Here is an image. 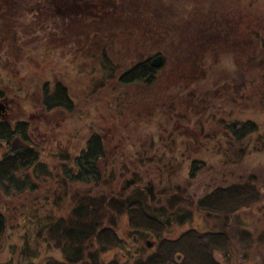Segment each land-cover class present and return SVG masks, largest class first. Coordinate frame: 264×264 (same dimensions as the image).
I'll return each mask as SVG.
<instances>
[{"label":"trees","instance_id":"1","mask_svg":"<svg viewBox=\"0 0 264 264\" xmlns=\"http://www.w3.org/2000/svg\"><path fill=\"white\" fill-rule=\"evenodd\" d=\"M171 1L167 8L164 1L159 0H40V3L51 5L52 10L45 12V17L48 18L46 22L37 24L42 28L39 32H36L34 23L32 28L24 29L28 19L21 27H13V22L11 24L5 20L0 22V41L3 43L0 49V83L4 80L5 71L11 69L4 70L6 63L3 64V52L8 49V53L13 56L15 39L21 42L20 38L33 32L34 37L51 36L55 42L47 45V52H54L53 48H58L55 52L63 54L83 44V40L85 42L90 39L91 43L94 41V45H97L99 53L93 54L91 50L92 54L88 55L91 57H87L90 61L84 58L83 65L92 74L95 69L106 72L103 77L105 81L101 85L97 84V87H90V90L97 93L100 88L117 94L115 90L119 84L122 87L119 90L123 94H117V99L111 106L114 117H117L129 106L121 104L125 91L135 88L136 92H127L128 97L134 96L138 101L142 98L145 110L150 109L149 114L154 116L145 118L150 122L141 127L139 134L135 133L136 137L143 134L146 138L138 143L132 162H126L130 168L124 169L125 174L119 172L117 176L121 177L122 174L125 178L127 175L126 183L135 185L128 195L125 194L124 186L116 193L107 195L108 197L105 189L98 194L92 193V189L99 187L104 181L106 167L111 164L116 167L119 163L111 158L106 149L115 144L116 139L113 140L107 133L103 134L98 127L88 131L80 152L71 158V164H68V160L61 164L58 181L61 186L78 183L88 185L89 189L74 197L68 215H46L41 219L40 215L35 216L40 225L37 230L34 229L29 239H24L18 264H37L38 254L32 244L34 241L38 245L43 243L46 249L61 258L52 256L48 264H129L116 258L108 262L100 258L103 251L118 249L121 242H126L125 235L122 238L112 224L106 221V215L113 219L114 214H124L131 233L136 236L148 234L157 238L173 221L181 223L184 219L191 220L195 214L223 215L221 217L226 219L231 217L235 226V217L241 208H247L245 205L250 201L247 197L260 196L254 188V176H250V179L248 176L241 182L221 185L222 172H216L219 169L216 166L224 163L231 176L234 167L236 169L240 164L243 165L248 156L264 150V56L250 54L240 58L233 55L231 60L236 67L230 72L232 83H225L220 88L221 82H208L210 73L217 72L222 55L211 61L205 55L203 60V56L199 57L200 53L191 57L190 53L180 51L182 42L187 39L197 40L198 36L194 39L191 33L201 34L200 41L204 43L208 25L201 22L200 27H194L193 10L177 8V0ZM68 12L72 14L69 18L73 19L70 23L66 18ZM165 16L167 25L174 28L173 34L168 32L171 38L161 35L160 38L153 39L155 48L152 50L149 46V50L147 47H131L130 42L137 45L139 38H154L157 32L154 25ZM84 20L89 22L88 30L84 28V24L80 25ZM183 27L185 34L180 31ZM18 28L24 30V33H15L14 30L18 31ZM99 33L101 36H98ZM225 36L220 41H230ZM260 36L252 34L251 38L247 37L248 42L255 41L256 46L262 42L263 45L264 40ZM158 42L162 46L160 49ZM19 51L21 49L18 53ZM158 55L163 57V61L155 66L152 59ZM243 63L246 65L243 66ZM72 69L69 65L71 73ZM191 75L195 76L193 81ZM112 76L113 79L110 80ZM69 86L61 80H56L50 87L47 81L42 83L41 97L35 104L43 112L42 120L48 119V115H52L55 110L70 111L75 108ZM155 90L163 93L165 98H161ZM4 93L0 87V97ZM126 101L129 102L128 99ZM33 114L37 115L35 112ZM123 116H126V120L133 118L127 114ZM134 118L130 126L135 127L139 121L138 117ZM143 119L144 116L140 121ZM49 120L51 121V117ZM113 124L114 130L118 128L113 132L115 134L122 125L118 123V119ZM149 127L151 128L148 129ZM126 128L127 126H122L123 134L127 132ZM153 129L157 130L155 135ZM28 131L27 120H0V146L4 148L0 154L2 200L34 191L41 176L46 177L49 173L45 162L40 161L39 151ZM18 141L20 143L16 144ZM210 156L216 157V160H208ZM100 161L104 165L103 169L99 165ZM200 176L210 180L202 183L203 178ZM108 177L110 182L113 175L108 172L105 178ZM138 185L143 186L140 189ZM194 185L201 186L202 192L198 194L195 191L192 194L189 189ZM56 195L54 203L59 205L62 193ZM225 196H228L227 200L224 199ZM189 197L192 199H188ZM180 199L184 200L180 203ZM0 202L1 241L8 225L2 210L4 201ZM214 227L216 228L215 224L205 231L195 228L189 230L195 233L193 236L196 240H193L200 247L202 264H220L214 259L212 251L218 249L229 252L232 248L234 237L229 231L216 230ZM238 230L235 232L240 233ZM164 241L165 238H162L158 244L161 245ZM142 254L141 258H134V263L130 264H159L164 256L158 246L153 248L151 254Z\"/></svg>","mask_w":264,"mask_h":264},{"label":"rangeland","instance_id":"2","mask_svg":"<svg viewBox=\"0 0 264 264\" xmlns=\"http://www.w3.org/2000/svg\"><path fill=\"white\" fill-rule=\"evenodd\" d=\"M162 1H164L167 8V5L172 2L171 0ZM162 1L159 0V2ZM175 3L177 8L193 10L195 13L194 27H200L201 22L208 25L204 43L200 41L201 34L196 32L191 33L194 39L198 36L197 40L187 39V41L182 42L180 51H184L187 54L190 53L191 57H195L200 53L199 57L203 56V60L205 55L211 61L219 59L220 54L222 55V61L218 64L220 66L217 72L212 71L210 73L208 82H216L214 84L221 82L220 88L225 83H232L230 80L232 74L230 72L232 68L236 67L233 60H231L233 55L240 56V58L248 57L250 54L256 57L264 56V42L263 45L261 42L260 45L256 46L255 41L249 43L247 39V37L251 38L252 34H257L258 36L261 35L260 37L264 40V0H177ZM47 10H52V6L46 2L40 3V0H0V22L2 23L5 20V22H13V27H21L25 25V20L28 19V22H26L27 26L24 29L32 28L34 23L37 27H35L36 32H39L42 28L41 25L37 24L48 20L45 17ZM71 12L74 14L73 11ZM69 17H72V14L68 12V15H66L68 23L73 21ZM165 18L166 16L162 20H159L158 24L154 25V30L157 31L154 38H139L137 45L130 42L131 47L138 49L147 47L148 50L149 48L152 50L155 48L153 44L155 41L153 39L160 38L161 35L171 38V34L168 32L170 31L173 34L174 28L167 25ZM208 20H210V23H208ZM18 21L21 23L19 24ZM80 23V25L84 24V28L88 30L89 22H85L84 20V22ZM46 24L49 25V22ZM180 31L185 34V27L181 28ZM14 32L19 34L21 32L23 34L24 30L18 28V31L14 30ZM33 34L35 33H31L27 37L24 35L25 38H20L21 42L15 39V42H13V56L8 53V49L4 50L2 57L4 60L3 64L6 63L4 70L7 68L11 69L5 71L6 73L3 75L4 80H1L0 87L5 92L2 98H7L10 106L5 120L9 119L11 122L19 119L28 121V133L39 151L40 161L45 162V168L49 173L46 177L41 176L35 185L36 189L34 191H26L7 199L3 198L5 200L0 199L2 202L4 201L2 203V210L6 216L8 225L0 241V262L2 264H18L20 262L19 252L22 244H24V239H29L34 229L37 230L40 225L35 218L36 215H40L39 219L46 215L52 217L68 215L74 197L77 194L80 196L86 189H89L88 185L78 183H67L61 186L58 178H60L59 171L61 164L65 163V160H68V164H71V158L80 152V148L83 146L88 131L91 128L98 127L102 130L103 134L107 133L113 140L116 139L117 144L113 143L110 148L106 149L111 154V158L113 157L119 163L116 167L112 164L108 167L105 166L104 181L99 187L95 186V189H92V193L98 194L100 190L105 189L107 196L111 193H116L123 186L126 188L125 194L132 193L135 185L130 186V184L126 183L125 179H128V176L126 175L125 178L122 177V174L121 177L117 176L119 172L125 174L124 169L130 168L127 167V163L132 162L133 156H135L133 154L135 149L138 148L140 140L146 138L143 134L136 137L135 133L139 134L142 131L141 127L147 125L146 122H150L146 120L147 118L154 117L149 114L150 109L148 110L147 108L145 110L146 107L142 98H139L138 101L134 96H131L132 99L128 97L127 92L132 93L133 90L136 92L135 88L126 90L121 100L123 106L125 104L131 105L132 108L126 107L117 117H114L111 106L114 103L113 101L117 99L115 96L123 94L122 90H119L122 87L117 84V90H115L117 94L108 93L106 90L104 91L100 88L97 89V93H93L90 90V87H97V84L101 85L105 81L103 77L106 73L105 71L99 72L95 69L92 71V74L90 70L86 71L83 65L84 58L89 62L90 60L87 57L91 56L88 55H91L92 52L93 54L99 53L97 52V45H94V41L91 43L90 39L85 42L83 40V44L68 50L66 54L55 52L58 48H53L54 52L49 53L47 52V45L49 46L50 43L53 45L55 42L53 40L54 37L43 35L34 37L32 36ZM225 35H227L230 41H225V39L220 41L221 38L226 37ZM98 36H101V33ZM133 37H135L134 33ZM177 37L175 36V38ZM158 43V49L162 48L160 42ZM56 44L58 45V43ZM2 45L3 43L0 41V49ZM69 45L73 48L72 44ZM19 49H21V52L19 51L18 53ZM69 65L73 68V73L68 70ZM245 65L243 63V66ZM194 77L191 75L192 81ZM112 79L113 76L110 80ZM56 80H61L70 85L69 93L75 100V108L73 107L70 111L63 109L55 110L52 115H48V117H51V121L49 120L50 117L42 120L43 112H41L42 110H38V106L35 105L41 97L42 83L47 81L50 87ZM185 80L189 81L187 78ZM155 91L161 98H165L163 93ZM90 92L92 93L90 94ZM96 94L97 96H95ZM100 106L104 107L101 108ZM132 109L134 110L132 111ZM33 112L37 113V115L33 114ZM124 114L133 118L131 120L127 118L126 120V116H123ZM143 116L144 119L141 122L140 120ZM134 117H138L139 121L135 127L134 125L130 126L131 121L135 120ZM2 119L0 118V120ZM116 119H118V123L123 127L127 126L125 134H123L124 129H122V126L119 128V132L113 133L118 130V128L114 130L113 123H115ZM129 120L130 122H128ZM152 132L154 134L157 130L153 129ZM156 140L159 141V139ZM3 150V146H0V154ZM208 160H216V157L210 156ZM99 165L103 169L104 165H102L101 161ZM68 166L72 167V165ZM225 166L224 163L223 165L218 164L216 166V168H219L216 169V172L218 170V173L222 172L221 185L234 181L241 182V180H245L248 176V179L251 178L250 176H254L256 178L253 182L254 188L260 194V196L254 198L247 197L248 199L250 198V201L248 204L244 203L247 204L245 205L247 208H241V211L235 217V226L233 225L234 220L231 217L226 219L221 217L223 215L204 216L194 213L195 215L191 220L184 219L181 223L172 222L171 220L172 224L165 228L160 236L156 238L148 234L136 236L131 233L126 215L124 214H114L116 217H112L113 219L105 214L106 221L112 224V227L116 229L115 231L122 238L125 235L126 242H121V247L118 249L103 251L100 254V258L104 262L116 258L118 261L124 263H134V258H141L143 256L142 253H145V255L152 253L153 248H147L146 241L153 242L151 244H154L152 239L155 237L158 243L162 238H165V241L161 245L155 243L154 247L157 248L158 246L164 255L161 258L162 262L159 264H202L200 247L193 240L195 239L193 236L195 233L189 230L195 228L199 231H205L211 229L213 224H215L216 228L214 227V229L229 231L230 235L234 237L232 239V248L229 252L218 249L212 251L215 260L220 264H264V150L248 156L243 165L240 164L236 169L234 167L231 176ZM108 172L110 175H113L110 182L109 177L105 178ZM200 178H203L202 183L210 180L208 177L205 179V176H200ZM138 186L141 189L143 185ZM202 189L201 186L194 185L189 190L192 194L195 191V193L199 194L202 192ZM59 192L62 193V197L59 205H56L54 203L55 196ZM227 198L228 196L224 197L225 200ZM188 199L192 198L189 197ZM183 200L180 199V203ZM109 214L113 215V213ZM232 226L234 227L232 228ZM236 229H239L240 233H236ZM126 235L130 238L127 239ZM32 244L38 254L37 264H48L47 262L52 256L59 258L58 254L51 252L50 249H46L47 247L43 243L38 245L34 241Z\"/></svg>","mask_w":264,"mask_h":264},{"label":"flooded vegetation","instance_id":"3","mask_svg":"<svg viewBox=\"0 0 264 264\" xmlns=\"http://www.w3.org/2000/svg\"><path fill=\"white\" fill-rule=\"evenodd\" d=\"M0 103H3V109H0V118L2 119H5V117H6V115H7V112H8V110H9V108H10V106H9V100H7V98H2V97H0ZM16 139V138H15ZM18 139V138H17ZM19 142V141H18ZM20 143V142H19ZM152 236V235H151ZM153 237V236H152ZM153 241H154V244H152L151 246H150V248H154L155 247V243H158V242H156V240L157 239H155V237L152 239ZM153 243V242H152ZM257 264H260V263H257Z\"/></svg>","mask_w":264,"mask_h":264},{"label":"water","instance_id":"4","mask_svg":"<svg viewBox=\"0 0 264 264\" xmlns=\"http://www.w3.org/2000/svg\"><path fill=\"white\" fill-rule=\"evenodd\" d=\"M162 61H163V57H162L161 55L155 56V57L152 59V63H153V65H155V66L160 65V64L162 63ZM151 243H152V242L146 241V244H147L148 246H151V245H152ZM178 258H179V255H178Z\"/></svg>","mask_w":264,"mask_h":264},{"label":"bare ground","instance_id":"5","mask_svg":"<svg viewBox=\"0 0 264 264\" xmlns=\"http://www.w3.org/2000/svg\"><path fill=\"white\" fill-rule=\"evenodd\" d=\"M3 106H4L3 103H0V109H3V108H2ZM7 118H8V117H7ZM5 119H6V117H5ZM5 119H2V120H5ZM8 121H11V120L8 119ZM16 144H19V142H17ZM146 247H147V248H150V246H148L147 244H146Z\"/></svg>","mask_w":264,"mask_h":264}]
</instances>
